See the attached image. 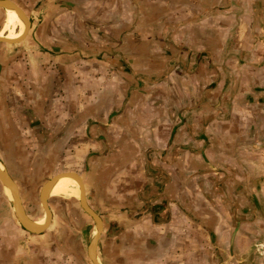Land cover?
<instances>
[{
	"label": "crops",
	"instance_id": "0c3cea01",
	"mask_svg": "<svg viewBox=\"0 0 264 264\" xmlns=\"http://www.w3.org/2000/svg\"><path fill=\"white\" fill-rule=\"evenodd\" d=\"M37 1V12H42L38 22L22 9L29 20L25 36L17 43H0L21 44L37 32L43 44L54 38L56 49L67 41L63 36L68 32L70 45L85 46L83 55H90L86 63L97 62L105 74L124 77L96 99L93 95L90 109L99 116L104 106L115 108L124 96L110 119L117 129L118 151L113 153L121 165L131 161L132 150L138 156L137 193L122 191L119 183L112 185L115 189L103 185L116 175L110 158L114 155L104 142L107 151L95 156L86 181L91 196L112 207L111 219L97 212L95 203L102 205L94 200L91 204L85 179L75 172L87 204L101 219L95 251L100 264H242L246 257L238 259V254L246 256L254 245L264 243L249 235L253 225L246 217L248 207H258L264 217L259 199L264 197V164L257 156L255 133L238 125L239 109L254 107L260 101L257 94H264L262 39L254 35L264 11L253 9V0ZM65 7L75 18L58 25L50 14ZM5 9L0 30L9 17ZM244 25L249 34L238 36ZM130 78L137 86L128 85ZM75 90L79 92L77 85L70 83L67 98ZM33 121L41 140L50 135ZM126 167H118L124 176L130 173ZM9 203L12 216L6 222L1 217L6 207L0 203V264H91L86 249L92 231L86 243L79 235H63L62 243L52 249V235L43 231L51 216L42 231L32 233L18 220V226L14 224ZM132 212L145 230L125 227L126 215Z\"/></svg>",
	"mask_w": 264,
	"mask_h": 264
},
{
	"label": "rangeland",
	"instance_id": "374dc122",
	"mask_svg": "<svg viewBox=\"0 0 264 264\" xmlns=\"http://www.w3.org/2000/svg\"><path fill=\"white\" fill-rule=\"evenodd\" d=\"M13 1L29 14L33 21L38 22L37 19L42 15V12H37V8L41 4L40 1ZM240 3L242 4L241 1ZM243 3L245 4V2ZM253 3L255 4L253 9L258 8L264 11V0H253ZM2 9L0 8V29L5 18ZM64 9L61 12L57 11L58 14H50V19L57 20L58 25L60 20H73L74 13L67 7ZM239 28L238 36L249 34L246 25ZM98 31L101 32V30ZM254 31V35L262 39L260 51L263 66L260 70V80L264 84V19L260 27L254 28ZM69 35L70 33L65 32L63 38L66 37L67 41L64 40L65 42L57 46L56 49L51 43L54 38L48 45L43 44L38 41L37 32L32 34L31 39L21 44L9 46L0 43V162L21 192L25 213L34 220L41 218L45 213L38 199L39 186L56 173L65 174L64 171H74L82 175L85 179V192L91 204H93V200L96 202L99 197L91 196L92 187L86 181L88 170L94 164L93 159H97L95 156H102L107 148L109 153L114 155L110 158L113 161L111 167H114L116 175L111 177L109 182L105 181L103 185L107 183L114 188L112 185L119 183L121 190L129 191L131 195L133 194L132 196L135 195L140 185V180H136L141 174L136 153L132 150L131 161L123 165L119 164L118 154L113 153V151H118L115 139L117 129L112 127L110 119L119 109L124 96L120 97L115 108L106 110L104 106V109L100 110L99 116L97 112L90 109L99 93H105V89L111 88L113 84L123 83L124 77H122V81L110 71L108 75L105 74L99 70L100 66L96 65L97 62L87 60L86 63L85 59L90 58V55L88 57L83 55L85 46L78 48L75 45H70L69 38H67ZM125 72H128L127 68H125ZM134 82L132 78L127 80L128 85L131 83V85L137 86V84H133ZM70 83L77 85V89H79V92L75 90L71 93V98L67 91ZM40 85H46V88L40 89ZM108 92L112 94L111 91H107L106 94ZM93 95H95V99H93ZM67 96L69 97L67 98ZM257 97L260 98V101L255 103L254 107H248L243 111L239 109L238 120L240 122L238 125L244 126L251 134L255 133L254 142L258 143L257 147H260L257 156L264 164V94L258 93ZM75 98L77 100H74ZM110 100L113 101L114 98L112 97ZM107 101L105 100V103H109ZM34 119L46 128V132H50V135L45 139L41 140V137L37 136L38 132L33 130L34 126H37ZM103 142L107 147L105 150H103ZM112 142L113 144H111ZM126 164L130 173L124 176V172L119 171L118 167ZM130 164L135 167L129 168ZM123 177L128 179L124 182L121 180ZM112 179H115L116 182ZM121 190L118 189L117 192L121 193ZM7 199L12 203V200L5 195L3 185L0 183V203L6 207L3 208L4 214H1L4 222L7 221L6 217L10 214L12 216L11 205ZM259 199L264 209V197L260 196ZM97 202L102 205L98 206L95 203L97 212L105 219H111V216L108 215H111L109 210L112 207L108 208L101 200ZM248 202L250 203V201ZM47 206L51 212V220L43 231L52 235L49 236V238L52 237L49 244L52 249L58 248L62 243L63 235H79L80 241L86 243L91 231L93 234L95 225L89 215L81 209L78 199L65 196L47 197ZM251 210V207H248L246 213L249 223L253 225L249 235L253 236L252 238L255 240L264 239V217L258 207ZM134 215L133 212L126 215L125 227L136 231L145 230L139 223V217ZM11 220L18 226L16 216L15 218L11 217ZM59 234L60 237H57ZM252 249V251H247L246 256L241 253L242 255L238 254L237 258L246 257L242 264H264V243L256 244ZM68 263L76 264V262L69 261Z\"/></svg>",
	"mask_w": 264,
	"mask_h": 264
},
{
	"label": "water",
	"instance_id": "95a60500",
	"mask_svg": "<svg viewBox=\"0 0 264 264\" xmlns=\"http://www.w3.org/2000/svg\"><path fill=\"white\" fill-rule=\"evenodd\" d=\"M5 7H12L18 13V15L24 21V29H23V32L21 33V35L19 37H17L16 39H6V38L0 37V42H5L8 44L17 43V42L21 41L23 39V37L25 36V34L29 28V20L26 17L23 10L21 8H19L16 4H14L12 1L0 0V8H5ZM63 173L71 175L79 183V198H78L79 205H80L81 209L87 215H89L91 217V219L94 222L95 227L97 228L96 232L91 236V238L87 244L86 254H87V257L90 260L91 264H100V262L96 258V252L95 251H96L97 239H98L99 233L101 231V227H102L101 219L95 213V211H93L89 207V205L86 202L85 194H84V187H83L81 177L77 173L72 172V171H64ZM59 174H62V172L52 175L44 183H42V185L39 188V193H38L39 194V202H40L42 208L44 209L45 219H44L43 224L40 227H34L32 220L27 216V214L25 213L24 208L21 204L17 185L15 184L14 180L11 178V176L8 174V172L4 168L2 170L0 169V183H1V185L4 184L11 189V195L13 198L12 207H13L15 216H16L19 224L25 230L32 232V233H38V232L42 231L47 226V224L49 223L51 213H50V210H49V208L47 206V202H46L47 189H48L49 184Z\"/></svg>",
	"mask_w": 264,
	"mask_h": 264
},
{
	"label": "bare ground",
	"instance_id": "6f19581e",
	"mask_svg": "<svg viewBox=\"0 0 264 264\" xmlns=\"http://www.w3.org/2000/svg\"><path fill=\"white\" fill-rule=\"evenodd\" d=\"M5 11L8 12V19L4 24V28L0 30V37L6 39H16L21 35L24 29V21L18 15V13L12 7H5ZM9 29V33L5 34L4 30ZM4 168L3 164L0 162V169ZM5 189V193L8 195L10 200H13L11 195V189L2 184ZM52 196H65L79 198V183L77 180L69 174H59L55 179L49 184L47 189V197ZM45 219V213L43 218L37 220H32L34 227H40ZM97 228L94 227L93 234L96 232Z\"/></svg>",
	"mask_w": 264,
	"mask_h": 264
}]
</instances>
